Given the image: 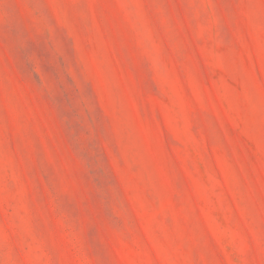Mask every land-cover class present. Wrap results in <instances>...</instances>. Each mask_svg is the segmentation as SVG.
Listing matches in <instances>:
<instances>
[{"label":"rangeland","instance_id":"rangeland-1","mask_svg":"<svg viewBox=\"0 0 264 264\" xmlns=\"http://www.w3.org/2000/svg\"><path fill=\"white\" fill-rule=\"evenodd\" d=\"M0 264H264V0H0Z\"/></svg>","mask_w":264,"mask_h":264}]
</instances>
